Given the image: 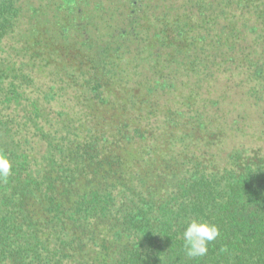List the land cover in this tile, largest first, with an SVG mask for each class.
Instances as JSON below:
<instances>
[{
  "label": "trees",
  "instance_id": "obj_1",
  "mask_svg": "<svg viewBox=\"0 0 264 264\" xmlns=\"http://www.w3.org/2000/svg\"><path fill=\"white\" fill-rule=\"evenodd\" d=\"M204 1L198 0L199 15L207 10L215 19L218 4ZM18 3L0 0V43L16 25ZM226 5L231 12H218L229 26L233 9L250 10L253 22L245 16L240 26L264 34V0ZM191 31L174 18L154 36L172 59L184 53L179 44L189 42ZM223 33L235 40L240 34ZM44 40L39 33L40 50L48 46ZM230 40L227 60L261 81L256 53ZM82 43L91 51L88 40ZM90 46L85 67L54 68L60 84L44 88L34 84L26 62L0 59V152L13 164L7 182L0 181V264H264V152L224 149L227 130H236L222 128L190 96L160 106L154 92L141 98L118 84L112 96L117 50ZM154 57L158 62L160 54ZM67 87L74 95L62 104ZM190 219L219 229L204 257L185 254L182 233Z\"/></svg>",
  "mask_w": 264,
  "mask_h": 264
},
{
  "label": "rangeland",
  "instance_id": "obj_2",
  "mask_svg": "<svg viewBox=\"0 0 264 264\" xmlns=\"http://www.w3.org/2000/svg\"><path fill=\"white\" fill-rule=\"evenodd\" d=\"M78 1L76 9H67L63 5L68 6L69 0H19L21 13L13 31L0 43V59L26 62L25 71L31 74L35 85L44 88L60 84L53 75L56 64L49 66L51 61L60 66L69 58L68 54L79 60L80 55L92 53L90 45L109 43L112 52L117 50L113 56L115 78L108 88L112 96L117 92L114 84H118L121 91L133 92L141 98L150 90L160 106H167L172 100L178 102L177 96H190L186 99L205 106L222 128L232 126L236 130H227L224 149L260 147L264 152V34L261 29L248 33L246 27L240 26L245 16L253 22L252 11L242 13L233 9L234 18L229 26L224 15L218 12V9L226 12V0L224 5L223 0L204 1L218 4L217 14L214 10L215 19L211 11L199 15L198 0ZM174 18L185 20L193 31L189 42L179 44L184 53L167 59L170 48L159 44L154 32L162 28L163 20ZM66 22L79 25L65 34L52 29L53 25L57 28ZM82 26L85 31L79 29ZM40 27L47 28L52 42L45 50H40V43H36ZM227 28L239 31L236 40L232 36L221 38ZM228 39L234 40L233 45L249 46L256 53V62L263 71L261 81L255 80L251 70H239L234 60H227L224 43L228 44ZM83 40H88L91 51L84 52ZM156 54H160L158 62L154 60ZM65 91L62 104L65 98L74 95L68 87ZM62 107L67 108V104ZM224 133V130L219 132L220 136ZM0 142H3L1 132Z\"/></svg>",
  "mask_w": 264,
  "mask_h": 264
},
{
  "label": "clouds",
  "instance_id": "obj_3",
  "mask_svg": "<svg viewBox=\"0 0 264 264\" xmlns=\"http://www.w3.org/2000/svg\"><path fill=\"white\" fill-rule=\"evenodd\" d=\"M13 174V164L7 154L0 152V181L7 182ZM219 236L215 224L202 219H190L182 233L183 248L189 258L207 255L209 244Z\"/></svg>",
  "mask_w": 264,
  "mask_h": 264
},
{
  "label": "flooded vegetation",
  "instance_id": "obj_4",
  "mask_svg": "<svg viewBox=\"0 0 264 264\" xmlns=\"http://www.w3.org/2000/svg\"><path fill=\"white\" fill-rule=\"evenodd\" d=\"M63 5V4H62ZM64 6V5H63ZM67 9H69L68 7H66ZM57 22V21H56ZM57 24V23H56ZM76 25H79V23L77 22V23H74V22H71L70 24H68V22H66L65 24H63V26H61V25H59L57 28H56V25H53L52 26V29H54V31L55 30H58V31H60L61 33H63V34H65L66 32H68V31H72L74 28H75V26ZM81 26V25H80ZM60 27H63V28H67V31L64 33V32H62V30H61V28ZM41 28V27H40ZM56 28V29H55ZM79 28V27H78ZM85 27H81V28H79V29H82L83 31H85V29H84ZM47 28H45L44 29V27H42L41 28V30H38L37 31V39L39 38V33H42L43 34V36L48 40H46L47 42H48V45L51 47V45H52V42L51 41H49V37L50 36H47V30H46ZM46 31V32H45ZM122 34V33H121ZM125 35H126V33H125ZM46 41L44 40V42L46 43ZM47 44V43H46ZM159 44H164V43H159ZM99 44H97L95 47H97ZM165 45H167V44H165ZM162 46H164V45H162ZM161 46V47H162ZM165 47H167V46H165ZM45 48H47L48 49V46H46V47H44L43 49L45 50ZM87 49H88V47H87ZM89 52V51H88ZM73 55H77L76 53H72ZM68 56H69V58L64 62V61H62L61 62V64H60V66H58V64L57 63H54V61H51L50 62V66H54L55 64H56V67L57 68H63V66H70L71 64H73L74 63V66L76 67V66H78L79 67V69H81L82 67H85L86 66V60H85V58H87L88 57V54L87 55H85V54H82V55H80L79 56V60L78 59H76V58H73V56L71 57L69 54H68ZM85 60V61H84ZM84 65V66H83ZM77 68V67H76ZM79 69H76V70H79ZM62 70V69H61ZM60 70V71H61ZM75 70V71H76ZM135 94V93H134ZM112 105V104H111Z\"/></svg>",
  "mask_w": 264,
  "mask_h": 264
}]
</instances>
